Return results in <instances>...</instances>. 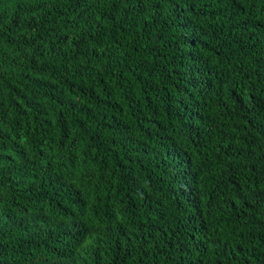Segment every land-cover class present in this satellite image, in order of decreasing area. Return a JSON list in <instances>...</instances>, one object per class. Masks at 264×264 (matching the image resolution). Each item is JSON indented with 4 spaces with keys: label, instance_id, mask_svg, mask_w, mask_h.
Wrapping results in <instances>:
<instances>
[{
    "label": "trees",
    "instance_id": "16d2710c",
    "mask_svg": "<svg viewBox=\"0 0 264 264\" xmlns=\"http://www.w3.org/2000/svg\"><path fill=\"white\" fill-rule=\"evenodd\" d=\"M0 264H264V0H0Z\"/></svg>",
    "mask_w": 264,
    "mask_h": 264
}]
</instances>
